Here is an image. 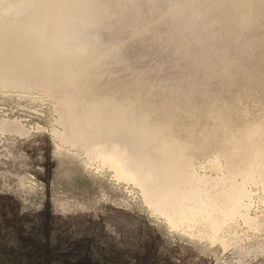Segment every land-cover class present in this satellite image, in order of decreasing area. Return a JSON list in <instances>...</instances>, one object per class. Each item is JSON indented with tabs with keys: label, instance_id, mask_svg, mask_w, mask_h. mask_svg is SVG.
Segmentation results:
<instances>
[{
	"label": "bare ground",
	"instance_id": "bare-ground-1",
	"mask_svg": "<svg viewBox=\"0 0 264 264\" xmlns=\"http://www.w3.org/2000/svg\"><path fill=\"white\" fill-rule=\"evenodd\" d=\"M0 86L50 98L54 139L88 162L97 142L118 148L160 204L240 212L246 185L264 187V0H0ZM17 121L0 132L22 134Z\"/></svg>",
	"mask_w": 264,
	"mask_h": 264
},
{
	"label": "rangeland",
	"instance_id": "rangeland-1",
	"mask_svg": "<svg viewBox=\"0 0 264 264\" xmlns=\"http://www.w3.org/2000/svg\"><path fill=\"white\" fill-rule=\"evenodd\" d=\"M56 118L45 95L0 86V120L25 128L0 132V264H264V187L246 185L240 212L187 195L160 204L144 186L150 175L118 148L95 143L90 163L81 150L60 145ZM250 144H237L247 161ZM198 166L202 176L214 174ZM253 167L264 174V160ZM247 209L259 224L240 217Z\"/></svg>",
	"mask_w": 264,
	"mask_h": 264
}]
</instances>
